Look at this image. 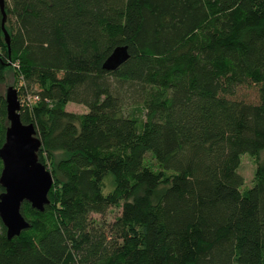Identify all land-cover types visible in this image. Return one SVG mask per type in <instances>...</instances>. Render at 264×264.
Returning a JSON list of instances; mask_svg holds the SVG:
<instances>
[{
    "label": "trees",
    "instance_id": "obj_1",
    "mask_svg": "<svg viewBox=\"0 0 264 264\" xmlns=\"http://www.w3.org/2000/svg\"><path fill=\"white\" fill-rule=\"evenodd\" d=\"M5 12L0 85L11 69L18 98H36L21 121L54 184L43 211L23 203L20 235L0 217V264H264V0H5ZM118 47L129 58L107 70ZM250 84L258 101L235 98ZM7 105L0 93V148ZM110 207L108 227L92 218Z\"/></svg>",
    "mask_w": 264,
    "mask_h": 264
},
{
    "label": "water",
    "instance_id": "obj_2",
    "mask_svg": "<svg viewBox=\"0 0 264 264\" xmlns=\"http://www.w3.org/2000/svg\"><path fill=\"white\" fill-rule=\"evenodd\" d=\"M3 14L2 30L5 41L10 44V35L5 27L7 20L5 0H0ZM129 58L127 47H118L107 59L104 67L114 70ZM7 119L6 140L0 148L3 169L0 184V217L7 228L8 238L18 236L30 227L22 213V205L29 202L35 209L43 211L50 203L49 192L54 184L50 170L39 160L42 143L33 124H24L20 116V100L17 90L9 87L6 93Z\"/></svg>",
    "mask_w": 264,
    "mask_h": 264
},
{
    "label": "rangeland",
    "instance_id": "obj_3",
    "mask_svg": "<svg viewBox=\"0 0 264 264\" xmlns=\"http://www.w3.org/2000/svg\"><path fill=\"white\" fill-rule=\"evenodd\" d=\"M23 83L21 81H18L17 84L15 83V78H14V73L13 70L9 69L8 72L6 73V80L3 84L0 85V93L6 94L7 90L9 87H13L16 90H19ZM258 88L256 85H243L237 90V94L235 98L245 100L247 102H256L258 101ZM21 100L20 102L22 103H28V104H33L35 102V97L31 93H27L25 95L19 96ZM128 97V96H127ZM21 103V104H22ZM140 105L134 104L133 100L130 98H126L125 102V110L127 112H135ZM66 109L70 112L78 113V114H83L88 111L87 107H85L82 104H77L70 102L67 104ZM137 115L140 117H143V111L140 112L137 110ZM54 162L57 163L61 158H63L62 152H57L55 155ZM148 162L154 165V161L152 160L151 156L148 155ZM255 171H256V162L255 159L249 155V154H244L241 158V165L239 168V173L243 176L245 180V185L246 186H252L254 183V177H255ZM104 192L109 193L110 191L113 190L114 188V178L109 175L105 179V187H104ZM121 212V209L118 207H110L107 212L103 215L101 214H93L92 218L99 223L101 226L108 227L111 223H113L116 219L117 216H119Z\"/></svg>",
    "mask_w": 264,
    "mask_h": 264
}]
</instances>
